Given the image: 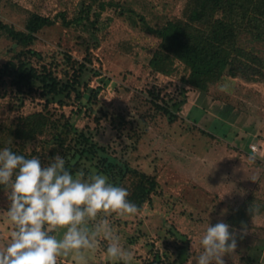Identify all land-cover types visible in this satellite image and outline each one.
Masks as SVG:
<instances>
[{"label":"rangeland","instance_id":"1","mask_svg":"<svg viewBox=\"0 0 264 264\" xmlns=\"http://www.w3.org/2000/svg\"><path fill=\"white\" fill-rule=\"evenodd\" d=\"M119 1L122 7H108L96 16L92 0H0V21L17 29L24 28L30 13L55 21L20 52L28 54L30 66L53 71L56 97L62 100L42 97L38 81L20 101L11 95L8 79L5 84L0 80V149L23 145V156L47 165L46 155L59 143L45 142L69 128V157L74 149L82 150L88 163L117 181L127 166L152 178L156 186L137 214L100 213L133 253L131 264H194L201 251L199 237L208 223L220 220L236 229L241 222L247 225L225 264H264V165L256 168L258 159L248 157L264 158V82L226 77L202 93L184 81L189 71L177 59L166 72H158L149 60L160 39L149 29L181 19L187 0ZM11 48L12 40L0 34V67ZM106 109L104 117L101 110ZM41 111L52 113L59 129L13 143L8 127ZM251 144L256 151H248ZM9 191L0 186V211L8 208ZM14 227L0 217V247L9 242ZM63 231L53 234L59 237ZM97 239L94 249L83 251L86 264H123L106 255L108 242L102 236ZM58 264H76L75 257L60 256Z\"/></svg>","mask_w":264,"mask_h":264},{"label":"trees","instance_id":"2","mask_svg":"<svg viewBox=\"0 0 264 264\" xmlns=\"http://www.w3.org/2000/svg\"><path fill=\"white\" fill-rule=\"evenodd\" d=\"M92 3L97 5L94 12L96 16L108 7H122L119 0H92ZM183 15L181 19L167 20L161 27L149 29L160 39L159 50L149 60V65L155 70L166 72L172 60L177 59L189 71L184 81L202 93H206L210 85L219 83L226 77L246 82H264V0H187ZM88 16L86 11L84 18L88 19ZM62 17L63 23L69 24L64 15ZM54 23V20L37 13L29 14L23 29L0 21V34H5L13 42L12 55L0 67V80L5 84L8 79L10 88L14 89L10 93L17 100L22 101L29 95L35 89V82L39 81L42 97L51 94L52 100H57L60 104L62 102L61 98L56 97L59 91L56 78L52 76L53 71L50 68L45 71V67L38 70L30 66V61L26 59L28 54L20 52L34 40L36 33ZM82 69L81 65L78 73H74V83L80 78ZM61 70L64 76L68 75L67 70ZM68 81L65 86L69 85ZM49 101L50 99L47 102ZM153 102L156 103V100ZM90 110L94 111L92 108ZM163 110L166 114L170 113L166 106H163ZM101 111L106 117L107 109ZM58 122L49 111L34 112L17 118L7 132L13 143H26L43 136L52 128L59 129L60 126L56 125ZM50 136L45 144L59 143V147L56 146L54 152L46 155L47 158L51 159L54 153H60L66 161V169L73 174L81 170L82 165L90 162L79 149H74L72 156L67 155L73 149L65 144L69 137V128L54 132ZM6 148L26 155L21 151L23 145L16 147L7 144ZM83 170L86 177L92 172L104 174L113 185L127 189V199L138 208L156 186L152 178L128 166L118 181L105 169L93 163H88Z\"/></svg>","mask_w":264,"mask_h":264},{"label":"clouds","instance_id":"3","mask_svg":"<svg viewBox=\"0 0 264 264\" xmlns=\"http://www.w3.org/2000/svg\"><path fill=\"white\" fill-rule=\"evenodd\" d=\"M0 186L10 189L8 208L0 217L15 226L9 242L0 247V264H58V257L69 253L76 264H86L83 251L94 249L99 236L108 242L107 256L131 264L133 253L100 213L133 215L139 208L127 199L128 190L110 183L106 175L92 172L86 177L83 169L73 174L60 154L43 165L38 157L3 148ZM94 220L99 222L87 227ZM59 229L64 231L58 237L53 233ZM246 234L243 222L239 229L223 220L208 223L194 264H225L224 257L236 252Z\"/></svg>","mask_w":264,"mask_h":264},{"label":"crops","instance_id":"4","mask_svg":"<svg viewBox=\"0 0 264 264\" xmlns=\"http://www.w3.org/2000/svg\"><path fill=\"white\" fill-rule=\"evenodd\" d=\"M248 151H249V150H248ZM246 156H247V155H246ZM248 157H254L253 159H255V160L258 159V160L256 161V163H255V164H256V166H255L256 168L260 167L262 164L264 165V158H261L260 155H248ZM261 169H262V168H261ZM258 170H259V169H258ZM259 171H260V170H259ZM259 171H257L258 173L256 172L257 175H260V174H259ZM261 175L264 176V171H263V173H261Z\"/></svg>","mask_w":264,"mask_h":264},{"label":"built area","instance_id":"5","mask_svg":"<svg viewBox=\"0 0 264 264\" xmlns=\"http://www.w3.org/2000/svg\"><path fill=\"white\" fill-rule=\"evenodd\" d=\"M249 148H250L251 152H253V149H255V151L257 149L256 145H254V144H251Z\"/></svg>","mask_w":264,"mask_h":264},{"label":"bare ground","instance_id":"6","mask_svg":"<svg viewBox=\"0 0 264 264\" xmlns=\"http://www.w3.org/2000/svg\"><path fill=\"white\" fill-rule=\"evenodd\" d=\"M199 108V107H198ZM257 146V145H256Z\"/></svg>","mask_w":264,"mask_h":264}]
</instances>
